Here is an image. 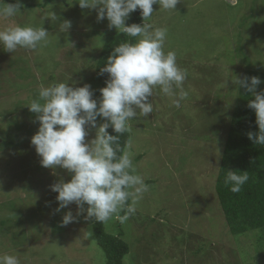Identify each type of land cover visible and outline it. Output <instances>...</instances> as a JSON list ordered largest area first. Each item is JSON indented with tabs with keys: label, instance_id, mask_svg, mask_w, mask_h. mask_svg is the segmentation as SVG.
Here are the masks:
<instances>
[{
	"label": "rangeland",
	"instance_id": "1",
	"mask_svg": "<svg viewBox=\"0 0 264 264\" xmlns=\"http://www.w3.org/2000/svg\"><path fill=\"white\" fill-rule=\"evenodd\" d=\"M17 2L22 14L0 18V30L41 26L49 38L36 50L13 53L0 44V220H7L0 228V256L16 255L20 264H105L94 236H84L92 232L89 219L82 215L61 226L65 212L75 215L77 206L55 211L57 193L50 186L68 182L72 173L41 166L30 143L37 114L27 106L41 84L68 77L74 87L89 84L99 103L103 85L94 64L117 30L107 19L98 22L95 10L81 9L78 0H2ZM230 2L179 0L174 12L153 5L147 22L167 29L164 52H175L177 65L186 70L188 95L177 108L174 97L157 86L149 97L153 112L130 121L133 164L149 190L126 222L103 223L107 233H121L127 242L126 264H264V229L232 236L214 190L238 90L232 78L245 69L264 71V0ZM49 11L56 22L43 18ZM64 20L72 26L61 33ZM94 138L89 129L86 142Z\"/></svg>",
	"mask_w": 264,
	"mask_h": 264
},
{
	"label": "clouds",
	"instance_id": "2",
	"mask_svg": "<svg viewBox=\"0 0 264 264\" xmlns=\"http://www.w3.org/2000/svg\"><path fill=\"white\" fill-rule=\"evenodd\" d=\"M178 2L78 0L81 9L96 11L98 22L107 19L109 28L114 27L120 33L138 39L135 43H120L107 57L100 69V74L107 73L108 79L105 87L99 90V103L93 98L89 84L74 87L76 82L69 84L68 77L67 81L47 87L41 84L38 97L27 106L29 111L37 114L39 127L30 143L41 158V166L47 169L59 166L72 173L68 182L50 186V190L57 193L58 207L55 211L59 212L73 203L77 206L75 215L72 211L65 212L61 226L78 222L77 218L82 215L85 220L92 219L93 222L108 223L116 219L124 223L135 213L136 204L149 190L136 172L130 142L121 148L120 136L132 131V119L138 115L148 117L153 112L149 97H152L155 87L159 86L164 94L174 97L172 103L177 108L187 98L188 93L183 89L187 72L177 65L175 52H164L167 29L147 22L154 13V4H159L167 12H174ZM0 4L3 5L0 7V18L22 14L19 2L3 4L0 0ZM137 9L143 23L127 24L130 14ZM43 18L52 22L58 19L50 11ZM71 26V21L64 20L59 25V32L65 33ZM48 38V31L41 26L16 25L0 30V44L9 53L18 48L36 50L45 46ZM232 82L254 96L247 107L255 113L258 132H248L247 138L255 145L264 146V90L256 91L262 81L256 76H233ZM176 89L180 90L178 94ZM98 118L104 121L99 126ZM109 128L115 135L109 134ZM89 129L95 130V138L86 142ZM248 180L246 171L229 170L224 184L230 186L232 193H240ZM92 235L91 231L84 232L85 238ZM0 264H20V261L16 255H3L0 256Z\"/></svg>",
	"mask_w": 264,
	"mask_h": 264
},
{
	"label": "trees",
	"instance_id": "3",
	"mask_svg": "<svg viewBox=\"0 0 264 264\" xmlns=\"http://www.w3.org/2000/svg\"><path fill=\"white\" fill-rule=\"evenodd\" d=\"M50 1L53 0H43V4ZM142 21L140 10L137 9L126 23L141 24ZM125 41L135 43L136 38L116 31L101 45L95 60L94 71L103 87H105L108 74L101 75L100 69L105 65L112 49ZM252 76H256L262 81L256 91L264 90V71L245 69L240 78ZM251 99H254V96L246 92L243 87L238 86L235 102L225 127L224 145L214 184L225 225L232 236L244 234L250 230L264 229V146L255 145L247 138L248 132H258L255 113L247 107L248 101ZM108 132L115 135L111 128L108 129ZM130 137V132L120 136L121 148L128 145ZM229 170L246 171L249 175V180L242 187L240 193H232L229 190L230 186L224 184ZM89 222L96 243L104 253L105 264H126L124 257L129 252V246L122 238V234H109L105 231L103 223L93 222L92 219H89ZM6 224L7 220H0V228Z\"/></svg>",
	"mask_w": 264,
	"mask_h": 264
}]
</instances>
